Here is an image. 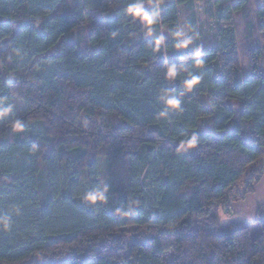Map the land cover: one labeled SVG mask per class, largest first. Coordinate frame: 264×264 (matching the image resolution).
Here are the masks:
<instances>
[{"label":"trees","instance_id":"16d2710c","mask_svg":"<svg viewBox=\"0 0 264 264\" xmlns=\"http://www.w3.org/2000/svg\"><path fill=\"white\" fill-rule=\"evenodd\" d=\"M251 1L206 0L205 45L196 1L165 0L161 55V29L145 36L128 0H0V100L26 125L0 121V215L12 221L0 264H264V204L255 237L215 215L264 175V0ZM183 16L198 39L176 51L168 33ZM197 48L200 85L157 119L160 90L187 77L166 81L165 63L190 68ZM192 131L201 143L179 150ZM101 181L106 203H83Z\"/></svg>","mask_w":264,"mask_h":264},{"label":"clouds","instance_id":"9594fccd","mask_svg":"<svg viewBox=\"0 0 264 264\" xmlns=\"http://www.w3.org/2000/svg\"><path fill=\"white\" fill-rule=\"evenodd\" d=\"M165 0H128L127 6L123 9V13L133 23H138L141 30L147 37H153L157 27L161 29L160 33L155 35L152 39V50L154 53H161L163 55L168 51V46L165 44V25L161 18V5ZM115 35V33H113ZM172 43V48L176 51L187 49L194 44L198 39V34L188 24L177 23L174 31L168 33ZM163 50V52H162ZM205 66V60L201 59V50L197 48L191 57L190 68L187 65H177L176 63L166 62L164 65V78L166 81H176L181 73H187V77L182 81L179 91L163 88L159 92V102L162 107L157 113V119L164 120L171 113H179L182 111L183 97L196 89L202 80L201 70ZM191 69V70H190ZM200 73V74H195ZM7 103V107H0V121L7 120L8 126L11 128L13 134H20L25 131L26 125L18 119H8L13 105L5 100H0V104ZM191 135L184 136L179 142V150H192L201 143L192 131ZM36 151L35 146L31 149ZM108 185L101 181L94 187L89 188L81 194V200L88 206L103 205L107 201ZM131 204L136 201L130 200ZM17 213L19 209H16ZM116 215L121 217H128L130 210L116 208ZM12 227V221L8 215H0V231L7 232Z\"/></svg>","mask_w":264,"mask_h":264},{"label":"crops","instance_id":"0c3cea01","mask_svg":"<svg viewBox=\"0 0 264 264\" xmlns=\"http://www.w3.org/2000/svg\"><path fill=\"white\" fill-rule=\"evenodd\" d=\"M264 204V175L260 182L255 186L254 193L248 195L245 200L235 202L229 210H222L220 216L223 214L225 218L220 217L222 222L236 221L240 223L250 224L255 221L256 212L258 208ZM224 222V223H225Z\"/></svg>","mask_w":264,"mask_h":264},{"label":"rangeland","instance_id":"374dc122","mask_svg":"<svg viewBox=\"0 0 264 264\" xmlns=\"http://www.w3.org/2000/svg\"><path fill=\"white\" fill-rule=\"evenodd\" d=\"M196 1V18H197V22L198 25L202 28V34L200 35V40H202L203 42L206 41L207 36H209V33H211L210 27V19L208 17V4H206V0H195ZM68 9L71 10V8L73 7V0H67L66 2ZM257 4V0H252L251 1V7H253L254 5ZM181 24H184L183 20H184V16L181 19ZM236 25H237V29H238V40L240 43V50L243 53V45H244V23L241 19V17L239 15L236 16ZM85 32L88 33V27L85 28ZM208 43L205 42V45H207ZM246 61V60H245ZM245 67V66H244ZM19 109V108H18ZM20 110V109H19ZM221 209H217V211L215 212V215L218 216V218L223 217V214L220 216V212ZM225 218V215L223 217V219ZM221 219V218H220ZM225 222V221H224ZM250 227L252 228V236L255 237L257 235V227L258 224H253L250 223ZM255 229V230H254ZM171 254V253H170ZM166 259L169 263H171L173 261V256H166Z\"/></svg>","mask_w":264,"mask_h":264}]
</instances>
